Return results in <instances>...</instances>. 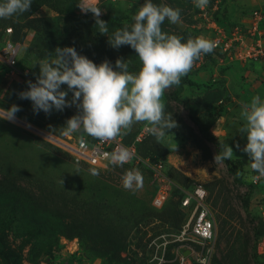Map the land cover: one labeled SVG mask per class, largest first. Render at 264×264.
Returning <instances> with one entry per match:
<instances>
[{"label":"rangeland","instance_id":"374dc122","mask_svg":"<svg viewBox=\"0 0 264 264\" xmlns=\"http://www.w3.org/2000/svg\"><path fill=\"white\" fill-rule=\"evenodd\" d=\"M3 0H0L2 3ZM96 3L108 33L101 34L95 15L78 4ZM157 5L179 8V24L165 19L162 31L186 42L210 32L200 27L201 8L194 0H152ZM145 0H32L29 12L0 19V45L6 28L22 44L19 68L29 78L10 76L0 67V115L13 104L20 111L9 121L0 119V264H264L257 243L264 237V176L250 168L242 149L247 134L241 105L255 95L264 100V73L259 63L232 62L218 66L211 53L202 55L184 76L195 85L180 83L162 97L165 116L177 126L166 130L158 143L148 134L137 144L139 153L162 161L172 192L160 207L152 203L159 179L145 167L97 168L76 163L60 148L33 132L29 126L63 136L67 120L78 114L73 104L62 111L34 112L29 99H21L28 82H36V61L56 58L57 47H74L95 64L117 58L129 64V72L141 67L129 45L114 48L109 39L117 29L134 23L132 17ZM207 10L225 26L241 22L253 9L264 12V0H209ZM264 28V23H263ZM70 102L73 93L67 85ZM212 118H215L211 122ZM145 123H135L124 136L131 142ZM233 149L231 162L215 161L224 146ZM239 145V147H237ZM240 160L241 166L233 160ZM137 170L142 186H123L122 177ZM63 181V184L62 182ZM193 182L202 184L213 213L216 233L211 254L190 233V211L180 199ZM184 252L186 254H184Z\"/></svg>","mask_w":264,"mask_h":264},{"label":"clouds","instance_id":"9594fccd","mask_svg":"<svg viewBox=\"0 0 264 264\" xmlns=\"http://www.w3.org/2000/svg\"><path fill=\"white\" fill-rule=\"evenodd\" d=\"M195 6L205 8L209 0H194ZM32 0H3L0 3V19H8L29 12ZM83 12L95 15V25L101 34L108 33L107 22L100 19L101 9L96 3L78 4ZM180 9L168 5H157L145 0L132 17L134 23L117 29L109 43L114 48L129 45L138 54L141 67L137 73L129 72L127 61L117 58L115 67L105 60L99 65L77 53L74 47L55 49L54 60L43 59L39 65L36 82H28V89L19 93L21 99H29L34 112L50 113L53 108L62 111L73 104L79 110L70 117L63 134L83 132L101 142L126 136L135 123H145V131L153 135L158 143L165 141L166 130L177 126L172 115L165 116L162 97L166 90L179 86L182 77L188 75L202 55L213 52L216 43L203 36L189 37L186 42L175 34L162 31L165 19L172 23L180 20ZM72 91V100L66 97ZM18 105L4 109L0 119L15 121ZM244 124L239 129L247 134V144L242 149L251 158L250 168L264 176V100L255 95L249 103L241 105ZM239 147V145H237ZM232 147L226 145L215 155L221 162L233 157ZM132 153L119 148L109 157L113 166L123 167L129 163ZM99 175L98 169H90ZM123 186L133 190L142 186L143 177L137 170H129L122 177ZM63 184V181H61Z\"/></svg>","mask_w":264,"mask_h":264},{"label":"built area","instance_id":"2783aa9c","mask_svg":"<svg viewBox=\"0 0 264 264\" xmlns=\"http://www.w3.org/2000/svg\"><path fill=\"white\" fill-rule=\"evenodd\" d=\"M215 11L216 8L212 10L203 8L199 13V23L200 27L210 32L209 39L217 45L211 54L218 66L226 67L236 61L256 62L260 64L264 73V12L261 9H253L241 22L227 27L213 15ZM12 33V28L7 27L6 39L0 45V67L4 68L10 76L29 78V69L19 68L22 44L11 37ZM29 127L33 132L60 148L74 162L91 167L113 166L109 163L108 157L119 148H126L132 153V157L130 162L123 166L149 168L159 179L158 189L152 199L155 206L163 205L172 192V182L163 172L165 169L163 162L161 160L153 162L139 153L137 144L150 134L145 131V124L131 142H126L124 136L101 142L83 132L59 137L37 127ZM257 177L263 176L257 174ZM180 205L190 211L188 224L191 235L200 244L207 245L206 255L211 254L216 226L205 187L198 182H193L180 199ZM257 251L260 255L264 254V237L259 239ZM200 263L206 264V257L200 259Z\"/></svg>","mask_w":264,"mask_h":264},{"label":"trees","instance_id":"16d2710c","mask_svg":"<svg viewBox=\"0 0 264 264\" xmlns=\"http://www.w3.org/2000/svg\"><path fill=\"white\" fill-rule=\"evenodd\" d=\"M11 37L13 38V33H12ZM14 40H15V39H14ZM181 82H182V83H186V84H188V85H195V82H194L193 80L188 79V78H186V77H182ZM214 120H215V118H212L211 122H213ZM226 161L231 162L232 160L229 159V160H226ZM233 162H234V163H237L239 166H241V162H240V160L236 159V160H233ZM0 251H1V254H4V253H3V250H0Z\"/></svg>","mask_w":264,"mask_h":264},{"label":"water","instance_id":"95a60500","mask_svg":"<svg viewBox=\"0 0 264 264\" xmlns=\"http://www.w3.org/2000/svg\"><path fill=\"white\" fill-rule=\"evenodd\" d=\"M177 24H178L179 26H181V27H184V25H182V24H179L178 22H177ZM184 254H186V253L184 252Z\"/></svg>","mask_w":264,"mask_h":264},{"label":"bare ground","instance_id":"6f19581e","mask_svg":"<svg viewBox=\"0 0 264 264\" xmlns=\"http://www.w3.org/2000/svg\"><path fill=\"white\" fill-rule=\"evenodd\" d=\"M15 120H18V119L15 118ZM18 121H20V120H18Z\"/></svg>","mask_w":264,"mask_h":264},{"label":"crops","instance_id":"0c3cea01","mask_svg":"<svg viewBox=\"0 0 264 264\" xmlns=\"http://www.w3.org/2000/svg\"><path fill=\"white\" fill-rule=\"evenodd\" d=\"M7 72V71H6ZM30 76V75H29ZM3 112V111H2Z\"/></svg>","mask_w":264,"mask_h":264}]
</instances>
